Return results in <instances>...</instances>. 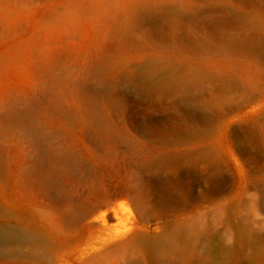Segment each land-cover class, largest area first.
<instances>
[{
    "label": "rangeland",
    "instance_id": "1",
    "mask_svg": "<svg viewBox=\"0 0 264 264\" xmlns=\"http://www.w3.org/2000/svg\"><path fill=\"white\" fill-rule=\"evenodd\" d=\"M0 264H264V0H0Z\"/></svg>",
    "mask_w": 264,
    "mask_h": 264
}]
</instances>
